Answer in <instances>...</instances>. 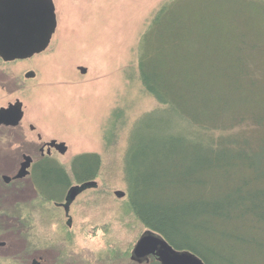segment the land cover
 I'll return each mask as SVG.
<instances>
[{"label": "rangeland", "instance_id": "obj_1", "mask_svg": "<svg viewBox=\"0 0 264 264\" xmlns=\"http://www.w3.org/2000/svg\"><path fill=\"white\" fill-rule=\"evenodd\" d=\"M163 1L51 0L56 30L46 50L26 60H0V109L17 101L23 112L17 127L0 129V220L13 222L7 215L15 216L19 209L15 205L30 201L35 191L51 196L60 193L52 177L48 178L52 174L47 175L40 163L47 162L52 171L57 168L48 161H55L70 174L75 156L96 154L101 161L94 180L97 188L75 196L73 203L68 199L63 203L67 190L61 192L56 203H63L62 211L57 209L55 217V213L45 218L35 214L31 227L20 225L16 231L0 222V264H52L60 256H72L80 264L81 257L89 264H103L110 247L123 252L136 243L142 229H129L131 223L122 214L124 205L114 193L125 192V165L139 159L136 168L145 170L142 156L136 155L151 153L154 143L168 131L169 113L144 93L136 66L140 35ZM258 2L171 0L161 27L177 16L182 26L235 24L236 31L242 30L243 19L232 10L262 8ZM256 33L263 35L262 30ZM168 39L162 30L149 34L151 43L163 45L164 54ZM260 43L264 48V39ZM251 60L255 67L261 63L256 76L263 79L264 49ZM27 73L33 76L26 78ZM25 162L33 166L28 180L6 187L3 178L10 180L21 169L28 170L22 168ZM44 173L52 182L42 181ZM252 177V171L244 170L224 190L212 188L206 199L219 201L222 192L235 197L236 186ZM262 189L250 185L242 193L254 196ZM68 208L72 227L61 231L57 226L65 222ZM22 215L25 219V210ZM213 230L215 233H193L191 237L211 258V264H264V207L238 220L219 222L211 226Z\"/></svg>", "mask_w": 264, "mask_h": 264}, {"label": "trees", "instance_id": "obj_2", "mask_svg": "<svg viewBox=\"0 0 264 264\" xmlns=\"http://www.w3.org/2000/svg\"><path fill=\"white\" fill-rule=\"evenodd\" d=\"M170 1H163L152 14L136 51L141 88L169 113L168 131L154 143L151 153L136 155L142 156L145 170L136 168L139 159L136 164L125 165V192L118 191L122 197L114 196L124 205L122 214L131 223L129 229H142L136 241L149 234L180 253L211 264V258L192 242V234L215 233L211 226L252 215L264 207V189L254 196L242 193L250 185L264 187V78L256 76L261 63L260 68L255 67L251 60L255 52L264 49L260 43L264 39V0H258L262 8L232 10L243 19L238 31L235 24L182 26L177 16L161 27ZM159 30L169 37L165 54L161 43L149 40V34ZM48 162L57 169L50 171L47 162L40 164L47 175L52 174L48 178L53 182L45 173L41 180L57 185L58 192L68 190L71 182H87L92 189L97 188L94 180L101 161L96 154L75 156L70 174L57 162ZM244 170L252 171L253 177L236 186L235 197L222 192L219 201L206 199L212 188L224 190ZM28 178L19 171L4 185ZM35 192L30 201L15 205L19 208L15 216L5 214L13 221L1 219L5 228L16 231L20 225L31 227L38 213L44 218L53 213L56 216L54 202L60 193L51 196ZM181 195L184 199L177 201ZM173 199L176 201L170 202ZM71 227L66 219L57 229L70 231Z\"/></svg>", "mask_w": 264, "mask_h": 264}, {"label": "water", "instance_id": "obj_3", "mask_svg": "<svg viewBox=\"0 0 264 264\" xmlns=\"http://www.w3.org/2000/svg\"><path fill=\"white\" fill-rule=\"evenodd\" d=\"M56 30V16L51 0H0V59L3 62L26 60L46 50ZM33 75L26 74V78ZM22 118L21 106L0 110V125L15 126ZM24 173V172H22ZM5 182L8 180L3 178ZM122 197L123 194L115 192ZM76 196L68 193V201ZM161 246L163 264H203L187 253H173L155 237L141 238L134 255L141 258Z\"/></svg>", "mask_w": 264, "mask_h": 264}, {"label": "flooded vegetation", "instance_id": "obj_4", "mask_svg": "<svg viewBox=\"0 0 264 264\" xmlns=\"http://www.w3.org/2000/svg\"><path fill=\"white\" fill-rule=\"evenodd\" d=\"M55 33V32H54ZM52 39V38H51ZM3 62V61H2ZM28 74V73H27ZM4 85H2L3 87ZM13 106H21L19 102L15 101V103L12 105L10 104H7L6 108H2V109H8L10 107H13ZM1 110V109H0ZM21 112H22V107H21ZM22 115H23V112H22ZM17 127V125L15 126H5V125H0V129L2 128H5V129H11V128H15ZM57 149H60L59 147ZM61 151V150H60ZM28 168V170H23L21 169L20 172H25L29 175V172L30 170L32 169V164L29 165V162H25L24 165H22V168ZM27 171V172H26ZM6 183H9V181H7ZM90 188L89 184L87 182H82V183H78V182H75L74 185L70 184L69 186V189L67 190V193L66 195L68 196V193L71 192V191H75L76 192V197L80 194H82L83 192H85L86 190H88ZM67 196H65V199L63 201V203L67 200ZM74 199L72 201H68L70 203H73ZM62 202L61 203H56L54 202L55 204V208H56V211L57 209H60V206L61 204H63ZM86 202H84L85 204ZM70 208V207H69ZM69 208L67 211H64L65 215H66V219H68L69 223H70V226H71V223H72V217L70 218L69 216ZM61 210V209H60ZM62 211V210H61ZM143 237H153L152 235H149V234H143L140 238H138V240L136 241V243L129 247L128 249H125L123 252L122 251H118L116 247H110L109 249H111L110 251H108V253H113L115 252L116 254L112 255L110 254L109 257H108V260H107V263H103V264H163V262L161 261V254H162V249H161V246H158L156 250L153 251V253H149L141 258H138L134 255V249L136 247V244L138 243V241L143 238ZM156 239H158V241H160L161 243H165L167 245L168 248H170L171 251H173V253H180L179 251H176L174 249H172L163 239H159L157 237H155ZM63 246L65 244H62ZM72 258V256H69ZM67 257H64L62 256L61 259H57L55 262H52V264H80L78 261H75L73 262V260L70 259H66ZM88 261V260H86ZM84 260V257H81V263L82 264H89L88 262H86ZM44 263V262H43ZM42 262L40 263L39 261H34L32 262V264H43ZM93 264H101V263H98V262H95Z\"/></svg>", "mask_w": 264, "mask_h": 264}]
</instances>
